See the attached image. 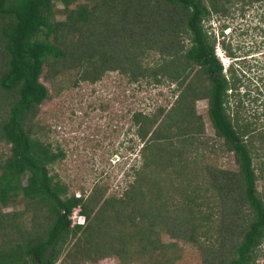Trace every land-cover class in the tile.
I'll use <instances>...</instances> for the list:
<instances>
[{
  "label": "trees",
  "instance_id": "1",
  "mask_svg": "<svg viewBox=\"0 0 264 264\" xmlns=\"http://www.w3.org/2000/svg\"><path fill=\"white\" fill-rule=\"evenodd\" d=\"M78 1L60 0L65 18L53 20V0H0V142L9 146L0 155V264H54L70 239L66 256L77 261L114 255L127 263L136 252L150 258L160 253L158 264H174L177 254H168L175 243L161 241L160 234L200 245L212 223L219 246H202L204 264H254L264 243V200L252 159L262 155L255 142L264 146V126L241 118L243 70L222 65L206 24L213 13L226 16L232 0ZM220 26L223 37L227 23ZM223 39V54L233 56ZM151 53L157 60L144 62ZM68 69L91 83L109 70L131 81L160 76L177 83L179 94L162 119L161 108L132 115L144 142L142 161L121 196H105L99 186L86 198L68 194L49 173L62 151L42 137L36 120L49 96L42 79L51 82ZM202 98L221 148L237 167L208 165L196 185L204 124L195 105ZM166 172L181 178L178 197L175 191L164 194L157 182ZM19 199L23 209L4 210ZM77 207L84 225H72ZM30 209L36 227L27 230L18 218Z\"/></svg>",
  "mask_w": 264,
  "mask_h": 264
},
{
  "label": "rangeland",
  "instance_id": "2",
  "mask_svg": "<svg viewBox=\"0 0 264 264\" xmlns=\"http://www.w3.org/2000/svg\"><path fill=\"white\" fill-rule=\"evenodd\" d=\"M75 5L76 3L71 4L70 8ZM228 5L226 16L220 17L213 13L206 24L215 35L216 50L224 53L220 43L224 38L234 52L233 56L223 55L225 62H231L233 68L241 67L243 70L239 71L241 118L261 128L264 126V0H232ZM52 8L53 20L65 18L64 6L60 0H53ZM223 22L227 23V27L223 30L222 37L220 24ZM158 56L157 53H151L144 62L152 64ZM219 60L222 61L220 57ZM236 74L239 73L236 71ZM157 77L159 81L152 77L131 81L128 75L118 70H109L100 80L91 83L79 80L76 71L68 69L58 74L51 82L42 79L48 88L49 96L39 106L36 120L43 126L42 137L51 143L55 152L62 151V155L49 165V173L67 186L68 194L74 193L86 198L99 186L105 190V196H121L129 188L135 177L134 167L141 164L140 148L144 143L136 135L138 126L133 122V113L140 111L151 115L161 108L162 119L179 94L175 81ZM243 91L246 93L243 94ZM195 108L204 124V134L200 139L202 154H198L194 166V184L197 185L202 169L208 165L229 169H236L237 166L232 153L223 151L221 139L217 138L210 126L207 100H197ZM255 144L259 148L258 152L262 154L260 156L254 153L252 159L257 176L256 189L264 200V146L258 140ZM8 148V144L0 142V155L7 153ZM179 159L176 157L174 160L180 161ZM178 165H181V161ZM175 167L176 171L179 166ZM180 181V177L171 173L167 175L166 172L157 182L164 189V194H172L175 191V197H178L179 193H182V186L179 188L177 185ZM213 193L210 192L211 196ZM19 200L16 205L5 207L4 210L18 212L23 209L25 202ZM207 209L205 203H202L201 211L207 212ZM18 223L27 230L35 228L36 225L32 223V210L21 214ZM214 225L215 223L210 227L206 225L209 235L199 237L200 245L172 238L164 232L159 237L163 242L175 243L168 254H177L174 264H204V248L207 245L219 246ZM72 244L73 239H70L54 264H158L157 261L162 258L160 253H155L150 258L140 257L138 253L133 252L127 263H122L114 255L102 257L97 261H77L66 256ZM227 244L229 240L225 241V245ZM254 264H264V243L259 247V255Z\"/></svg>",
  "mask_w": 264,
  "mask_h": 264
},
{
  "label": "built area",
  "instance_id": "3",
  "mask_svg": "<svg viewBox=\"0 0 264 264\" xmlns=\"http://www.w3.org/2000/svg\"><path fill=\"white\" fill-rule=\"evenodd\" d=\"M217 55L218 57H220L222 59V63L224 65V67L226 68L227 65H228V62L226 63L225 62V59L226 58H223V55L220 50L217 51ZM70 219H71V222H72V225H75V224H81L83 225L84 224V216L80 214V211H79V208L78 209H75L73 210L71 216H70Z\"/></svg>",
  "mask_w": 264,
  "mask_h": 264
},
{
  "label": "clouds",
  "instance_id": "4",
  "mask_svg": "<svg viewBox=\"0 0 264 264\" xmlns=\"http://www.w3.org/2000/svg\"><path fill=\"white\" fill-rule=\"evenodd\" d=\"M216 52H217V50H216ZM218 56V55H217ZM222 62V61H221ZM84 216V215H83Z\"/></svg>",
  "mask_w": 264,
  "mask_h": 264
}]
</instances>
